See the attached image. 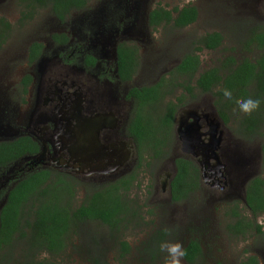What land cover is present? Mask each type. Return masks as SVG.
Returning a JSON list of instances; mask_svg holds the SVG:
<instances>
[{
  "label": "rangeland",
  "instance_id": "rangeland-1",
  "mask_svg": "<svg viewBox=\"0 0 264 264\" xmlns=\"http://www.w3.org/2000/svg\"><path fill=\"white\" fill-rule=\"evenodd\" d=\"M114 0H89L85 13L74 12L64 24L57 21L50 7L39 9L31 20L20 23L24 5L20 0H0V17L11 25L7 41L0 47V98L5 94L15 93L20 103L19 118L25 119L29 105L24 103L21 81L25 75L36 74L37 64L27 62L28 48L40 41L45 47V53H53L54 47L50 42L53 34H71V27L78 26V19L92 15L98 8ZM139 6L143 8L140 17L149 9L176 8L194 6L199 11L196 23L184 28L175 29L173 26H163L157 30L145 32V27H135L128 31L124 41L135 47L140 53L138 71L130 83L131 86H148L158 83L164 77H171V72L181 58L196 48L195 43L210 33L222 34L223 44L214 51L203 50L199 52L201 60L200 74L222 65L233 59L237 64L245 60L256 61L262 51L254 49L247 42L250 32L264 28V0H140ZM143 25V21L141 20ZM2 25H0V28ZM143 34V35H142ZM73 39H77L72 37ZM253 50V51H252ZM54 55H56L54 53ZM47 61V54L44 55ZM45 68L46 62L42 63ZM235 68V66H234ZM53 72H58L53 68ZM96 71L91 76L78 75L77 71H70V80L85 86V92L98 94L100 89L96 78ZM227 75V71H223ZM68 80V79H67ZM175 87L167 89L165 100H161L155 107L164 115L168 103H179L176 114L185 116L184 109L203 110L212 113L220 122L223 120L216 104L214 93H202L195 90L189 98L183 87L177 86L184 80L175 78ZM34 88V87H33ZM91 89V92L90 90ZM95 92V93H94ZM97 92V93H96ZM24 101V102H23ZM23 103V104H22ZM99 115L93 118V124L98 127L101 123H113L117 114L105 106H96ZM228 112V121L224 120V129L227 132V141L234 146V151H242V147H249L255 172L264 178V161L259 155V147L264 141V125L257 133H249L243 129L245 115L239 112L237 106ZM75 112L79 113L77 107ZM80 116V114H77ZM83 115H91V112ZM180 117V116H179ZM18 118V119H19ZM181 127L174 125L172 136L166 146L177 142V135ZM95 130V128H94ZM76 136L83 145V136L76 130ZM99 135V131L95 134ZM97 141L94 138V142ZM123 141V140H122ZM118 148L122 156L129 162L133 155V148L124 140ZM165 146V147H166ZM168 148V149H169ZM229 148L232 147L229 145ZM165 157V156H164ZM164 157L146 161L140 168L137 184L127 196L128 201L136 205V216L127 217L118 229H111L100 221H85L78 223L68 235V247L59 256L49 255L44 264H164L166 252L160 251V243L169 241L180 242L184 248L191 240H197L202 247V258L195 264H241L248 258L255 256L260 264H264V216L254 218L250 211L245 209L243 195L226 198L222 194L210 191L204 183L201 168L194 159L191 162L197 169L198 186L193 187L189 195L178 202L172 198L169 185L164 189L163 184L167 175H174V171L166 167L170 165L169 159ZM62 177V176H61ZM19 179L16 172V179ZM17 179V180H18ZM79 184L76 185L74 203L71 208L80 207L85 200L83 190L88 187L86 197L102 188L92 187L79 178H71ZM4 181L0 172V185ZM55 181V178H53ZM111 181V180H110ZM94 184L100 182L92 181ZM89 183V182H88ZM91 183V182H90ZM106 183V182H105ZM91 185V184H90ZM8 184L0 190V196L7 192ZM220 198V199H219ZM221 202V200H223ZM0 200V210L4 205ZM233 202L239 203L241 213L256 225L262 227V232L250 233L247 238L235 236L229 232V225L234 224L232 216ZM126 244V245H124ZM39 251L27 256L25 247L14 249L13 255L4 254L0 264H38ZM182 264H188L184 259Z\"/></svg>",
  "mask_w": 264,
  "mask_h": 264
},
{
  "label": "flooded vegetation",
  "instance_id": "flooded-vegetation-1",
  "mask_svg": "<svg viewBox=\"0 0 264 264\" xmlns=\"http://www.w3.org/2000/svg\"><path fill=\"white\" fill-rule=\"evenodd\" d=\"M20 1L24 5L20 23L33 19L39 9L50 7L57 21L64 24L74 12L86 11L89 5L88 2L85 8L74 10L61 20L49 5L42 6L33 0ZM139 4L140 0H114L98 8L88 17L84 18V14L81 15L78 26H74L75 23H73L71 27L72 37L77 39H73L68 32L53 34L50 37L54 47L53 53L49 51L45 53V47L40 41L29 46L27 62L32 65L37 64L36 74L25 75L21 81L23 96L27 97L31 94L29 99L23 101L29 105V109L25 119L20 120L21 102L17 101L16 92L5 94L0 98V146L19 140H30L33 143V152L27 150L14 163L0 167L1 176L4 179L0 190H3L1 187L5 184L9 186L7 192L0 196V200L4 195L6 197V193L10 192L29 173L48 171L52 175H61L66 181L75 177L87 181L89 186L94 188L99 186L103 189L110 183L130 178L134 171H140L146 163L141 166L138 141L129 132L131 123L141 108L140 102L131 95V91L135 88L140 90L150 88L157 83L148 86L130 85L138 71L140 53L124 39L128 31H132L135 27H145L144 31L148 34V31L157 30L164 24L152 25L150 21L151 13L159 8H148L145 15L140 17L143 8ZM177 15V13L174 14L175 17ZM3 19L0 17V22H3ZM253 31L260 35L264 28ZM253 31L250 32L248 44L253 40L254 35H251ZM256 42L249 45L254 47L253 50L257 49L263 53ZM121 47L123 55L128 57L124 65H121L123 60L121 61L119 56ZM191 52L193 50L186 53L174 69ZM45 54L48 57L47 61L44 59ZM133 60L137 61L135 65L132 63ZM44 62H46L45 68L42 66ZM251 62L255 63L257 60ZM53 68H56L58 72H53ZM75 70L78 75L84 76H91V71H96L97 74L93 77L100 85L98 94H92L90 97V94L85 92V86L79 84L76 87V83L71 81L69 76V72H75ZM132 72L134 75L128 79L127 76ZM199 74L200 70L197 75ZM26 78L31 80L27 92L23 83ZM168 78L171 80V77ZM167 89H163L160 100H165ZM89 90L91 92V89ZM195 90L196 88L192 94L185 91L191 98ZM174 104L176 109L174 125L185 131L196 128L200 134V147L196 150V154L183 152L179 134L177 142L172 145V150L169 145L166 146L167 143L162 145L160 157L165 156L164 159H169L171 163L166 168L174 171V175H167V180L163 184L164 189L166 185H169L171 193V183L178 172L177 161L180 159L192 161L191 158L199 164L202 163L205 171H201V175L204 174L206 177L205 184L210 191L222 194L226 198L242 194L246 207L249 183L256 178H263L260 173L255 172L249 147L244 146L242 151L237 152L233 150L234 146L227 141L225 120L223 121L219 116L220 122L212 113L192 109H184L185 116L178 115L176 111L179 103ZM96 106H105L114 111L119 121H113L110 124L103 122L96 127L93 124V118L100 114L97 113L99 108ZM76 107L79 113L75 112ZM85 112L87 114L91 112V115H83ZM77 129L80 130L84 139L82 146L76 136ZM95 131H99V135L98 133L96 135ZM94 138L97 141L94 142ZM122 140H126L131 145L130 148H133V155L130 156L129 162L118 148L124 143ZM263 143L264 141L259 147V155L262 159ZM142 154H145L147 158L150 157L149 160L157 159L154 151L149 148ZM157 161L159 160H155V163ZM16 172L19 176L18 180H15ZM92 181L100 182V184H94ZM83 192L86 197L89 192L88 187ZM4 200L2 201L5 203ZM232 204L234 207L239 206V203Z\"/></svg>",
  "mask_w": 264,
  "mask_h": 264
},
{
  "label": "trees",
  "instance_id": "trees-1",
  "mask_svg": "<svg viewBox=\"0 0 264 264\" xmlns=\"http://www.w3.org/2000/svg\"><path fill=\"white\" fill-rule=\"evenodd\" d=\"M42 6H51L58 18L64 20L65 16L74 10L83 9L89 0H33ZM39 5V6H40ZM178 14L176 17L174 14ZM199 19L196 7L178 8L168 11L164 8L154 10L150 15L152 25L164 24L175 29H184ZM0 47L8 39L11 29L7 21L0 22ZM254 35L253 40L263 50L257 62L245 60L236 65L233 59L224 63L221 68H213L199 75L201 60L199 52L203 50H217L224 41L221 33L214 32L204 36L196 42L193 52L187 54L181 63L171 72V80L164 77L157 85L150 88L133 89L131 95L141 104L137 117L132 121L129 132L138 141L141 166L149 161L150 157L142 154L147 148L154 151L157 159L162 158V145L169 142L174 128L175 104L166 106L164 115L156 106L161 101L163 89L175 87L177 81L183 83L187 92L194 89L202 93H214L219 112L225 122L228 121L232 107L246 98H261L264 100V31ZM123 48L119 50L121 65H124L127 56L123 55ZM134 55V54H132ZM35 53L33 57L35 58ZM135 65L137 61L133 60ZM235 66V68H234ZM227 71V75H223ZM134 72L127 76L132 78ZM26 91L31 83L30 78L23 82ZM232 91V101L226 100L222 89ZM143 92V93H142ZM264 125V104L251 115H245L243 128L249 133H257ZM264 159V143L261 146ZM33 152V143L30 140H19L15 143H5L0 146V167H6L22 157L26 152ZM177 174L171 183L172 200L174 202L185 199L192 188L198 186L197 169L191 161L180 159L177 161ZM139 171H134L127 179L110 183L103 189L93 191L85 197L80 207L71 208L74 203L76 185L74 180L66 181L61 175L56 176L48 171L29 173L8 193L2 197L5 201L0 210V263L4 254L13 255L14 249L25 247L27 256L36 252L47 251L49 255L59 256L68 247V235L77 227L78 223L85 221H100L111 229H118L122 222L131 215L136 216L137 210L134 202L128 201L127 196L137 184ZM55 178V181H53ZM246 207L254 218L264 216V179L256 178L247 187ZM234 224L228 229L232 235L247 238L250 233L262 232V227L247 219L240 211L239 206L232 209ZM126 245V244H124ZM185 260L188 264H195L202 258V247L197 240H191L185 247ZM241 264H260L255 256L248 258Z\"/></svg>",
  "mask_w": 264,
  "mask_h": 264
},
{
  "label": "clouds",
  "instance_id": "clouds-1",
  "mask_svg": "<svg viewBox=\"0 0 264 264\" xmlns=\"http://www.w3.org/2000/svg\"><path fill=\"white\" fill-rule=\"evenodd\" d=\"M223 97L232 101L233 95L232 91L228 88H224L221 90ZM264 104V100L261 98H246L240 101L237 105L239 112L244 115H251L253 112L260 109L261 105ZM160 251L166 252L167 256L165 257L164 264H182L186 256V249L183 244L180 242L171 243L167 240L162 241L160 243ZM49 259V255L47 251H41L37 257L38 264H44Z\"/></svg>",
  "mask_w": 264,
  "mask_h": 264
},
{
  "label": "water",
  "instance_id": "water-1",
  "mask_svg": "<svg viewBox=\"0 0 264 264\" xmlns=\"http://www.w3.org/2000/svg\"><path fill=\"white\" fill-rule=\"evenodd\" d=\"M178 134L182 144V151L188 154H196V150L200 147V134L198 133L197 129L191 128L185 131L181 128ZM199 165L201 171H205L202 163H200ZM202 178L204 180V183H206V177L204 176V174H202Z\"/></svg>",
  "mask_w": 264,
  "mask_h": 264
}]
</instances>
